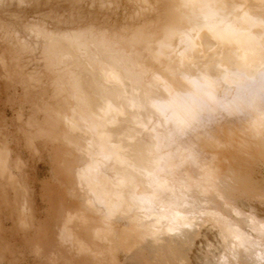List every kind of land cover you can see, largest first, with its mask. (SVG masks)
<instances>
[{
  "label": "rangeland",
  "instance_id": "374dc122",
  "mask_svg": "<svg viewBox=\"0 0 264 264\" xmlns=\"http://www.w3.org/2000/svg\"><path fill=\"white\" fill-rule=\"evenodd\" d=\"M112 2L104 9L97 0H0V264H128L151 237L148 230L156 229L137 204L148 196L145 177L168 152L176 186L187 176L196 189L198 175L205 179L195 207L197 233L181 264H264V167L252 164L247 153L255 155L254 147L244 146L250 118L246 112L207 115L182 135L165 138L156 152L152 135L140 127L157 120L147 101L165 98L153 74L183 89L179 77L198 76L207 63L180 65L167 51L159 57L163 24L129 20L132 7ZM90 67L119 69L129 87L111 89ZM140 89L142 101L134 93ZM109 99L125 111L110 127L111 140L131 170L100 164L109 193H116L118 181L129 183L125 209L112 215L79 177L96 160L85 118L97 100ZM228 174L253 177L257 185L235 183L232 193L241 201L225 202L218 182ZM114 203L110 197L109 207ZM139 256L136 264H180L166 252Z\"/></svg>",
  "mask_w": 264,
  "mask_h": 264
},
{
  "label": "bare ground",
  "instance_id": "6f19581e",
  "mask_svg": "<svg viewBox=\"0 0 264 264\" xmlns=\"http://www.w3.org/2000/svg\"><path fill=\"white\" fill-rule=\"evenodd\" d=\"M97 1L104 9H110L113 3L112 0ZM125 2L133 9L127 19L141 20L148 26L163 24L165 27L162 39L159 38V57H163L167 51L180 65L198 59L207 63L205 70L198 76L179 77L183 89L172 79L153 74L152 77L165 94V98L147 101L146 104L154 111L157 120L149 118L146 123H141L140 127L152 135L155 151L158 152L165 138L182 135L207 115L218 112L228 115L246 112L250 118V127L247 129L248 137L244 146L254 147L255 155L249 151L247 153L252 164L264 167V0ZM93 52V55L100 57L99 52ZM212 64L215 65L213 72L209 69ZM90 70L98 81L109 85L113 90L129 87L124 81L122 71L117 68H110L108 72L98 71L94 67H90ZM134 93L139 101L144 99L141 89ZM97 103L95 112L85 118L92 135L91 152L96 160L93 159L91 167L82 171L79 177L93 200L103 207L108 215H112L125 209L123 190L129 183L126 180L118 181L114 184L116 193H109L110 179L102 174L100 164L111 163L113 167L130 170L122 147L111 140L113 130L110 127L119 123V119L125 116V111L123 106L111 99L97 100ZM169 130L174 134L171 135ZM71 131H76L75 124L71 126ZM122 138L127 140L124 134ZM171 156L169 152L166 154L163 165H159L157 160L154 163L155 171L145 177L148 196L141 198L137 209L138 206L140 209L142 207L144 222H149L151 227L156 229L154 232L148 230L152 234L151 237L127 258L128 264L139 262L141 252H147L150 259H154L160 252H166L181 264L193 244L197 233L194 221L195 207L201 193H204L205 179H200L201 176L198 175L196 189L188 184L187 176L176 186L173 176L175 163L170 160ZM177 157H181L179 152ZM184 161L182 158L181 163ZM229 173L231 174V170ZM230 174L219 180L218 187L225 202L237 203L241 199L233 195L232 185L238 182L257 185V181L253 177H238L234 174L232 178ZM110 197L115 198L112 208L108 204ZM153 205L156 209L152 208ZM163 223L167 224L168 231L160 227ZM259 232L264 233V225L260 227ZM97 234L98 238H105L104 232ZM240 235L237 233L235 239H240ZM131 260L132 262H129Z\"/></svg>",
  "mask_w": 264,
  "mask_h": 264
}]
</instances>
